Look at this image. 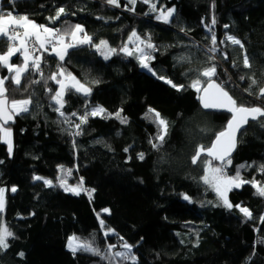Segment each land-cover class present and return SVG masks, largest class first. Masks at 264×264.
Wrapping results in <instances>:
<instances>
[{
    "label": "trees",
    "instance_id": "16d2710c",
    "mask_svg": "<svg viewBox=\"0 0 264 264\" xmlns=\"http://www.w3.org/2000/svg\"><path fill=\"white\" fill-rule=\"evenodd\" d=\"M126 4L127 0H120V7L108 5L106 0H16L15 4L0 0L5 11L27 14L39 24L64 28L79 23L94 42L104 39L117 49L133 30L142 37L150 35L159 49L151 62L157 76L185 86L194 78V70L209 66L210 34L205 25L211 24L214 15L219 81L227 82L238 102L260 103L243 90L249 86L248 76L264 80V0H158V8L176 10L168 24L156 20L157 13L150 12L141 0L135 11H129ZM60 6L68 15L50 25L47 17ZM226 32L244 43L250 69L243 67L238 46L219 45ZM6 48L0 41V52ZM225 52L228 59L223 57ZM179 56L189 59L177 62ZM44 61L45 76L56 71L59 61L54 55L45 53ZM63 66L81 81H99L90 83L88 97L74 91L66 94L63 110L69 119L78 122L72 112L83 114L86 105L89 111L102 105L109 113L122 109L128 122L89 117L82 134L73 136L76 129L54 111L46 91L56 90L54 82L29 85V81L41 79L35 73L22 80L19 90L7 82L10 98L31 97L33 104L29 113L17 116L10 126L14 139L11 155L0 141V187L7 188L6 210L0 220L15 233L8 241L10 247L0 252V264H108L89 253L73 255L66 246L73 234L87 239L94 235L102 249L106 243L119 245L117 235L105 238L99 219L134 246L136 264H264V244L258 243L264 238V223L259 220L264 215V197L255 195L250 184L229 193L233 205L248 207L253 219H246L235 207L215 206L220 203L215 192L199 179L203 165L191 164L196 145H209L214 133L226 125L229 113L203 109L193 89L178 91L122 53L104 60L94 48L84 45L70 49ZM0 72L8 75L4 68ZM241 75L246 79L241 81ZM149 107L170 123L169 135L158 150L150 143L157 127L145 118ZM139 153L144 154L143 160ZM231 158L229 175L240 164H253L242 170V176L264 182V173L258 171L264 164V128L250 121ZM60 166L72 169L66 177L69 184L75 185L83 177L84 186L95 190L91 200L83 192L77 196L59 187ZM36 175L52 180L53 186L34 180ZM12 186L16 192H11ZM182 194L189 195L192 202ZM104 208L110 213H103Z\"/></svg>",
    "mask_w": 264,
    "mask_h": 264
},
{
    "label": "snow or ice",
    "instance_id": "6c2138e0",
    "mask_svg": "<svg viewBox=\"0 0 264 264\" xmlns=\"http://www.w3.org/2000/svg\"><path fill=\"white\" fill-rule=\"evenodd\" d=\"M15 4L16 0H11ZM138 0H127L125 7L129 11H135V5ZM144 4L149 5L150 12L157 13L155 19L162 21L165 24L171 22V18L175 13L174 7H157L158 0H141ZM108 5L120 7V0H106ZM129 5L131 7H129ZM212 7H215L213 2ZM73 15L75 13H72ZM68 12L64 6H60L55 10L53 16L47 17L49 24L54 25L57 21L61 20L63 16H67ZM99 19V17H98ZM217 23L216 17L213 15L211 18V24L205 25L208 33L210 34L208 39L210 40V46L206 49L208 54V65L201 69H196L194 78L190 83L185 86L183 84H176L171 79L165 76H157L156 71L152 68L151 62L155 59L154 53L158 52L157 45L152 42L151 36L142 37L135 30H133L127 37V40L117 49L111 47L107 40L101 39L99 42H94L93 37L90 36L84 29V26L77 23L69 25L67 27H51L46 24H39L36 21L29 18L27 14L21 15L14 11H5L0 6V41L7 45L5 51L0 52V68L7 70L8 75L0 76V141L7 145L8 154L13 152L12 142V128L10 123H14L15 118L25 113H29L33 104L32 98L15 99L10 98L8 95L7 82L10 80L15 86L16 90L19 87L23 79H26L30 74H37L40 76V80H31V84H39L43 81L45 84L50 80L54 82L58 87L53 92V89L46 88L49 92L50 100L53 102V108L59 116L64 117L65 123L72 124L76 129L73 136L82 134V126L88 123L89 117L100 116L102 118H112L119 120L121 124H126L127 117L122 115V109L117 110L115 113H109L102 106L92 107L91 110L85 111L83 114L72 112L71 117H75L78 122H74L69 119L65 112V96L70 92L88 97L92 93L91 84L99 83L98 80L91 82L81 81L71 72L63 66L65 58L69 55L70 49H75L80 46L89 45L95 49L104 60H109L113 55L123 54L126 57H134L142 69L147 70L153 76H157L158 79L164 80L165 83L178 91L190 87L197 93V99L200 105L205 110H220L230 114V118L227 120L226 125L222 126L221 130L214 133V139L211 140L209 145L198 144L195 147L194 154L191 156V164L197 165L198 163L203 165V175L199 178L200 181L215 192L219 204L215 206H222L229 210L233 207L237 208L246 219H253V213L248 207L241 206L240 204L233 205L229 200L228 194L234 189H239L245 184H250L255 190V195L264 197V182H261L255 177L252 179H245L241 172L246 168L253 167V164H240L236 167L233 175L228 174V168L232 165V153L235 151L238 144V135L241 134L245 126L250 121L257 122L261 128H264V80H258L255 75L248 76L249 86L243 91L249 96H255L260 102L257 105L245 104L238 102L233 95L230 94L226 83L219 81L217 74L216 53L220 52L218 46L217 34L215 32V25ZM225 29L229 28V25L223 26ZM184 31V29H181ZM230 44L232 46H238L242 51V64L246 69L252 67L249 55L245 50L244 43L235 35L224 34V37L219 40V45ZM54 55L59 63L56 66V71L49 73L45 76L42 64L44 61V54ZM21 58L22 62L17 64L13 63V57ZM224 59H228V54L223 53ZM177 62L187 61L189 58L185 56H179L176 58ZM233 66L236 67V62L233 61ZM193 71V70H190ZM187 75V73L185 74ZM246 76L241 75L240 80L243 81ZM230 80V78H229ZM219 81V82H218ZM27 91V88L24 89ZM145 118L149 119L157 127V132L153 140H150L154 149H159L166 141V137L169 135L170 123L164 118L161 113L151 107L148 108L145 113ZM202 131H208L203 129ZM75 147V142H73ZM125 151H128L126 148ZM138 158L144 159V154L139 153ZM218 161L219 163H214ZM2 163V161H0ZM254 163V162H253ZM62 175L56 179L59 187L63 188L65 192H71L74 195L79 196L82 192L87 194L89 199L92 198L94 189H89L84 186L83 177L75 185H70L67 180V176L72 174V169H65L60 166ZM258 171L264 173V164L258 166ZM34 180H43L46 186L52 187L53 181L45 179L41 176H34ZM7 189L0 187V217L3 216L6 210V198L5 193ZM15 186L11 188V192H16ZM184 200L189 203L192 199L187 194H182ZM208 203H212L209 201ZM103 213H110L108 208L102 209ZM99 219L100 213H97ZM259 220L264 223V215L259 217ZM99 224L102 229H105V238L110 235H117L121 243L119 245L115 243H106L102 249L96 244L95 236L92 239L82 238L76 234L70 235L67 238V248L73 253L78 252L89 253L94 256L100 257L101 260L107 261L108 264H122V261L131 260L132 264H136L137 258L132 254L133 245L129 244L122 236H119L114 229L105 225L103 219H99ZM15 238V233L0 220V252L6 251L10 245L9 239ZM260 244H264V238L258 241ZM117 248L123 250H117ZM23 257L24 253H19Z\"/></svg>",
    "mask_w": 264,
    "mask_h": 264
},
{
    "label": "rangeland",
    "instance_id": "374dc122",
    "mask_svg": "<svg viewBox=\"0 0 264 264\" xmlns=\"http://www.w3.org/2000/svg\"><path fill=\"white\" fill-rule=\"evenodd\" d=\"M162 22V21H161ZM109 43V42H108ZM110 45V44H109ZM111 46V45H110ZM112 47V46H111ZM101 56V55H100ZM169 79V78H168ZM96 106H102V105H96ZM103 107V106H102ZM104 108V107H103ZM12 142H13V149H14V139H13V131H12ZM36 176H41V175H36ZM41 177H43V178H45V179H48V178H46V177H44V176H41ZM71 185V184H70ZM13 187V186H12ZM11 187V188H12ZM4 188H6V187H4ZM7 189V188H6ZM6 193H7V191H6ZM6 193H5V197H6ZM228 196H229V194H228Z\"/></svg>",
    "mask_w": 264,
    "mask_h": 264
},
{
    "label": "crops",
    "instance_id": "0c3cea01",
    "mask_svg": "<svg viewBox=\"0 0 264 264\" xmlns=\"http://www.w3.org/2000/svg\"><path fill=\"white\" fill-rule=\"evenodd\" d=\"M12 62H13V63H17V64H19V63L22 62V60H21V58H18V56H17V57H13ZM0 76H2L1 72H0Z\"/></svg>",
    "mask_w": 264,
    "mask_h": 264
},
{
    "label": "water",
    "instance_id": "95a60500",
    "mask_svg": "<svg viewBox=\"0 0 264 264\" xmlns=\"http://www.w3.org/2000/svg\"><path fill=\"white\" fill-rule=\"evenodd\" d=\"M208 111H214V112H224V111H220V110H208ZM15 121H16V118H15ZM15 121H14V123H15ZM14 123H10V125L9 126H11V125H13ZM247 126H245V128H246ZM244 130V129H243ZM242 130V131H243ZM239 136H240V134L238 135V138H239ZM237 148V147H236ZM235 151H236V149H235ZM235 151L232 153V155L235 153Z\"/></svg>",
    "mask_w": 264,
    "mask_h": 264
}]
</instances>
